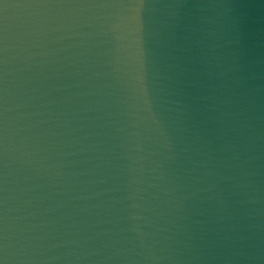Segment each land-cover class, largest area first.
Returning a JSON list of instances; mask_svg holds the SVG:
<instances>
[{"label":"water","instance_id":"water-1","mask_svg":"<svg viewBox=\"0 0 264 264\" xmlns=\"http://www.w3.org/2000/svg\"><path fill=\"white\" fill-rule=\"evenodd\" d=\"M0 264H264V0H0Z\"/></svg>","mask_w":264,"mask_h":264}]
</instances>
